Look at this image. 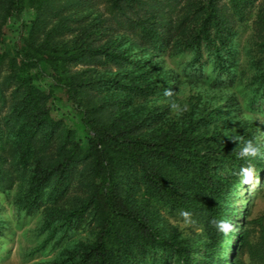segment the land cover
<instances>
[{"label": "trees", "instance_id": "1", "mask_svg": "<svg viewBox=\"0 0 264 264\" xmlns=\"http://www.w3.org/2000/svg\"><path fill=\"white\" fill-rule=\"evenodd\" d=\"M24 5L31 17L7 48ZM247 21L264 92V0H0V192L38 213L48 238L86 230L59 264H264V213L239 232L212 223L230 222L246 165L249 138L222 131L234 102L168 122L179 74L167 61L203 71L204 57L214 79L230 67L241 77L233 41ZM55 100L67 107L57 116ZM165 210L188 212L201 233L164 232Z\"/></svg>", "mask_w": 264, "mask_h": 264}, {"label": "rangeland", "instance_id": "2", "mask_svg": "<svg viewBox=\"0 0 264 264\" xmlns=\"http://www.w3.org/2000/svg\"><path fill=\"white\" fill-rule=\"evenodd\" d=\"M95 6L94 13L99 14L102 18L107 15L102 3L99 2ZM30 11V8L24 5L20 11V18L13 16L10 19L5 27V47L9 48L13 43L19 41L22 31L21 23L30 19ZM249 25L250 21L243 24L240 33L233 41L236 48V62L238 65H244L240 72L242 73L241 77L234 74L237 68L228 66L230 67L229 77L226 78L225 74H219V79H214L211 73L216 68L211 63H205L204 57L202 60L203 71L199 69L187 71L185 63H187L188 56L181 60L171 58L167 61L168 66L177 70L179 74L177 90L170 99L169 123H183L186 120L187 112L195 103L201 108L200 111L207 115L215 106H228L229 103L234 102L236 109L230 110L233 120L227 125V128L222 129L224 134L230 139L236 135L244 134L249 138V141L264 145V98H262L264 92H255L253 88L257 83V80L254 81L253 78L258 73L252 66V61L250 64L248 63V60H251L249 45L246 43ZM23 34L26 36L24 30ZM105 35L107 34L102 36ZM24 42L19 45L27 48L29 42L27 40ZM179 61L182 62L179 64ZM2 69L5 71V66ZM47 82H49V78L42 79L40 83L44 87ZM197 94L199 96L196 100ZM229 94L234 98L233 100L226 99ZM55 102L61 108L54 110L53 115L57 116L63 110H67L65 104H61L60 100H55ZM250 122L254 123L251 129L247 128ZM251 159L254 160V163L248 164H251L257 173L252 182H241L236 187L233 215L230 218L233 225L232 232H239L245 226L252 227L247 221L264 213V159L254 157ZM180 212L172 213L165 210L162 213V220H160L161 229L168 233L172 228H175L180 238L193 240L201 233V228L191 217L187 218L191 223L185 224V217L181 216ZM41 223L38 213L25 214L24 211L16 208L12 199L0 192V264H59L63 248L71 246V243L86 236V230L79 228L48 238V232L42 229ZM251 236L253 238L256 236L254 230ZM233 240H235V236H233ZM197 251L201 252V249ZM226 255L231 258L230 254ZM170 264L176 263L171 261ZM241 264L253 263L248 260L246 255H243Z\"/></svg>", "mask_w": 264, "mask_h": 264}, {"label": "clouds", "instance_id": "3", "mask_svg": "<svg viewBox=\"0 0 264 264\" xmlns=\"http://www.w3.org/2000/svg\"><path fill=\"white\" fill-rule=\"evenodd\" d=\"M262 149H264V145H261L259 142L254 143L253 141H245L243 147L240 149L238 156L245 159L247 165L241 166L238 173V175L242 177L243 183L252 182L254 175L257 173L253 166L247 163L246 158L254 157L264 159V150ZM180 215L185 217V224L191 223V221L187 219L190 215L188 212L181 211ZM212 223L218 228V230L224 233H229L233 229L232 223L227 219L214 220Z\"/></svg>", "mask_w": 264, "mask_h": 264}]
</instances>
